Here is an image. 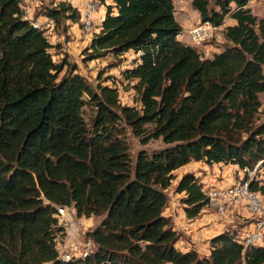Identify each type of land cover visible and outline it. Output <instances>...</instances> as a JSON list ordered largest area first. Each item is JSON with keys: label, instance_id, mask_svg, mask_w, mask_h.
<instances>
[{"label": "trees", "instance_id": "1", "mask_svg": "<svg viewBox=\"0 0 264 264\" xmlns=\"http://www.w3.org/2000/svg\"><path fill=\"white\" fill-rule=\"evenodd\" d=\"M98 1L104 12L83 58L130 51L121 75L136 105L121 104L113 83L91 85L54 61L53 44L24 17L21 0H0V264H264V245L244 246L242 231L212 235L206 255L179 250L162 213L172 172L190 161L253 170L243 181L264 201V18L249 0H190L199 22L232 21L221 28L222 48L202 57L177 39L172 0ZM42 14L55 25L79 21L61 1ZM127 132L164 146L131 157ZM173 189L186 218L207 204L191 172ZM62 206L99 217L85 232L93 249L83 258H58Z\"/></svg>", "mask_w": 264, "mask_h": 264}, {"label": "rangeland", "instance_id": "2", "mask_svg": "<svg viewBox=\"0 0 264 264\" xmlns=\"http://www.w3.org/2000/svg\"><path fill=\"white\" fill-rule=\"evenodd\" d=\"M56 1L21 0V8L27 11L26 15L30 18H37L43 15V7L53 6ZM85 1L73 0L72 4L79 11ZM172 4L174 18L181 26L180 35L178 36L181 42L194 47L202 57H208L213 52L219 51L222 48L224 40L221 28L225 24L232 22L231 20L225 18L222 25L214 27L203 40L195 43L189 38L187 32L200 23L198 13L191 8L190 0H172ZM247 7L257 18H264V0H249ZM102 10L103 5H98L96 12L92 15L93 20L89 27H84L80 21L73 23L61 18L57 25H54L50 32L46 33V40L53 44V47L50 48L51 57L54 61L65 60L69 65H73L75 67L74 72L81 75L91 85H94L97 80L101 84L113 83L117 89L121 104L136 105L137 97L131 88L132 82L121 75L122 69L130 66L132 63L133 54L130 51L117 57L106 55L93 60L83 58L82 50L91 34L95 31V26L101 16L100 11ZM105 78L108 79L103 81ZM258 99L264 114V92L258 93ZM84 115L85 117L88 115L87 108H84ZM126 142L131 157H134L136 151L139 149H144L147 153H150L164 146L160 139H151L145 144H140L138 139L133 137L129 132L126 134ZM185 172H191L197 176L198 180L202 183L203 189L206 190L211 187L224 188L232 183L243 182L245 176L248 177L253 174V170L246 172L234 169L227 164L212 163L207 165L201 161H190L172 172L175 178L165 189L166 203L162 213L169 217L171 226L178 235L175 246L182 251L195 247V249L199 250V253L196 252L201 254L205 251L207 240L212 235L225 229L240 233L249 225L250 217H243L237 213L240 209L244 210L239 205L235 206L237 207L235 210L230 206H226L223 214H219L213 205H208L196 217L186 218L179 203V198L182 194L174 192L173 189L177 178ZM226 181L227 183H223ZM98 219L99 217L96 216L77 217L75 215L70 217L71 224L68 230L67 228L64 229V233H62L63 231L59 232V234H62L57 238L54 244L55 248H59L61 252H68L71 255L77 256L80 252L81 242L86 238L85 232L90 230ZM187 229L191 231L187 232ZM190 233H196L197 236L194 238ZM190 238H194V241H190Z\"/></svg>", "mask_w": 264, "mask_h": 264}, {"label": "built area", "instance_id": "3", "mask_svg": "<svg viewBox=\"0 0 264 264\" xmlns=\"http://www.w3.org/2000/svg\"><path fill=\"white\" fill-rule=\"evenodd\" d=\"M64 3H69L75 7L73 0H57ZM56 1V2H57ZM100 5L98 0H86L83 7L79 10V21L84 27H89L92 24V15L96 12L97 6ZM23 10V9H22ZM27 11L23 10L25 18H30L26 15ZM27 18V19H28ZM32 26L38 27L42 30L43 36L46 37V33L54 27L55 23L51 17L39 16L37 18L28 19ZM215 26H212L208 22H200L196 26L188 30L187 34L189 38L198 43L203 40ZM176 36L178 39V36ZM241 171H248L245 168ZM251 176V175H250ZM248 176V177H250ZM207 196V204L213 205L219 214L225 212L226 206L235 207L240 206L251 217L249 225L238 236V240L242 242L244 246L247 245H264V201L255 192L248 189L246 180L239 183H232L224 188H209L205 190ZM71 208V209H70ZM57 225L62 228L61 232L64 233L70 226V217L75 216L74 209L70 206H62L56 208ZM70 216V217H69ZM61 233V234H62ZM59 234L54 238V244L57 241ZM93 249V243L90 238L86 237L81 242L80 252L77 256L71 255L68 252H61L59 248H56L58 258L62 261H67L70 258H83L89 254Z\"/></svg>", "mask_w": 264, "mask_h": 264}, {"label": "crops", "instance_id": "4", "mask_svg": "<svg viewBox=\"0 0 264 264\" xmlns=\"http://www.w3.org/2000/svg\"><path fill=\"white\" fill-rule=\"evenodd\" d=\"M106 2H107V0H106ZM103 12H104V7H103V10L100 11L101 16H100V18L98 19L97 22L100 21L102 15H103ZM230 23H231V22H230ZM227 165L233 167L234 169H235V168L237 169V167H236L235 165H231V164H227ZM224 166H225V165H224ZM223 183H227V181H226V182H223ZM236 208H237V207H232V209H234V210H235ZM231 211H233V210H231ZM237 213H239V214L242 215L243 217H249L248 214H247V212H245L244 210H241V209H240V211L237 212ZM227 217H228V214H227ZM250 219H251V217H250ZM246 227H248V226H246ZM245 229H246V228H245ZM190 231H191L190 229H187V232H190ZM190 235H192V237H194V238L197 236L196 233H190ZM194 238H193V239L190 238V239H191L190 241H192V240L194 241ZM195 242H197V240H195ZM207 247H208V246L205 245V251H203V253H201L200 255H206V254H207V250H208ZM193 249L199 253V250L195 249V247H193Z\"/></svg>", "mask_w": 264, "mask_h": 264}]
</instances>
